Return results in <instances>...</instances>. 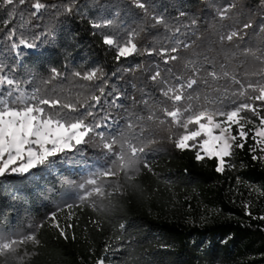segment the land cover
<instances>
[{
  "label": "trees",
  "instance_id": "trees-1",
  "mask_svg": "<svg viewBox=\"0 0 264 264\" xmlns=\"http://www.w3.org/2000/svg\"><path fill=\"white\" fill-rule=\"evenodd\" d=\"M101 1L41 0L57 7H46L37 16H32L35 0H26L11 18L0 11V73L15 78L28 91L55 90L82 100L88 90L82 97V81L73 72L99 68L104 80L88 84L93 89L96 85L104 88L95 120L104 123L109 117L110 123L114 122L100 130L107 133L118 125L117 130L134 135L138 139L133 142L140 143L141 130L146 138V128L160 113L159 107L171 106V101L162 98L159 81L141 73L143 57L117 60L116 50L104 43L112 30L93 27L106 16ZM200 4L201 0H163L161 11L164 17L174 19L181 12L192 13ZM66 6L72 11L66 12ZM105 6L111 16L113 8ZM12 29L13 40L18 42L23 36L37 48L21 46L17 55L9 39ZM164 34L179 35L170 29ZM53 67L62 75L49 80ZM169 75L173 81L175 74ZM29 80L31 83H26ZM252 129L253 125L247 124L248 135L238 141L243 147H235L220 172L216 170L217 158L198 161L196 149L147 146L139 157V172L128 174L133 179L129 181L120 172L105 188L106 193H113L109 197L113 207L107 211L92 207L90 202L77 203L70 216L62 209L76 200L67 196L65 181L80 178L84 157L95 154L88 145L67 159L58 158L35 179L19 175L0 178V226L13 231L30 219L44 220L36 232L39 243L32 246L23 264H264V219H260L264 216V160L252 139ZM233 132L238 133L236 127ZM53 211L60 228L47 219ZM201 211L207 218H200ZM0 264L17 261L11 256L0 257Z\"/></svg>",
  "mask_w": 264,
  "mask_h": 264
},
{
  "label": "snow or ice",
  "instance_id": "snow-or-ice-1",
  "mask_svg": "<svg viewBox=\"0 0 264 264\" xmlns=\"http://www.w3.org/2000/svg\"><path fill=\"white\" fill-rule=\"evenodd\" d=\"M261 2L264 4V0ZM25 3L26 0H0V11H6L11 18L16 15L19 6ZM135 6L141 9L145 8L144 3L139 2V0H135ZM31 7L35 10L32 16H37L46 7L56 8L57 5L49 6L42 3L41 0H35ZM232 7L233 5L229 4L221 8L218 13L219 18L226 19ZM64 10L71 12L72 8L66 6ZM179 15L184 16L185 13L181 12ZM153 19L155 25L168 27L163 15L155 16ZM191 23L195 25L196 21L193 20ZM111 24L112 20L108 19L102 23H93V27H108ZM250 27L252 25L249 22L245 23L242 29L230 30L219 37L220 42L231 43L241 39L242 34H246L244 30ZM180 32V27L174 28V33ZM14 35L15 29L10 30L9 39L12 40V49L16 51L17 55L20 54L21 46L33 50L37 48L34 41L30 42L23 36L18 42L13 40ZM41 35L45 34L41 33ZM135 35V32H129L123 41L106 35L104 43L115 47L116 59L119 60L122 57L126 58L137 53ZM36 39H39V36ZM181 47L188 48L190 45L180 43L170 48H160L159 50L151 48L145 51L148 55H158L162 62L167 65L171 61L179 59L176 54ZM50 73L49 80L62 75L54 67L50 69ZM198 74L199 69H195L192 77L187 80L177 77L178 83L161 89L162 96L171 101V108L162 109L163 115L170 117L171 123L183 129V132L179 133L173 141L175 147L180 150L198 149L195 152V158L198 161L205 157L217 158L216 170L220 172L225 166V157L231 156L233 147H243V144L235 143L237 137L231 134V129L235 126L239 130V136L245 138L248 135L244 131L245 124H252V139L256 145L260 146L259 150L264 152V115L260 114L254 103L255 101L264 102V83L248 82L245 85L241 80L232 77V82L239 85V89L232 93L235 98L231 101V108L228 110H209L207 108L194 110L190 103L187 106H182L181 102L186 99L191 101L192 97L186 96L185 91L192 89L198 83ZM72 75L88 82L104 80V74L99 68L84 73L76 71ZM228 75L226 71L223 72L224 77H228ZM260 75L264 76V73ZM207 76L211 77L212 80L220 78L216 71L208 72ZM150 79L153 82L165 83L161 79L159 70L155 71ZM48 82L44 81L45 84ZM203 82L207 84V78H203ZM26 83H31V80ZM5 86H7V90H5ZM81 87L85 86L81 85ZM87 90L88 95L82 100L79 96L73 99L70 96L57 94L55 90L44 92L40 88H34L29 92L23 90L20 87V82L15 78L0 73V178L19 175L31 176L35 179L42 172L48 171L54 166L58 158L67 159L69 154L82 151L96 138L98 140L96 146L103 152L106 163L101 167L90 169L82 182L74 185L77 189L76 200L72 203H65L64 207L71 209L77 203L83 205L86 202H90L94 208L98 207L105 211L113 207L112 201L109 199L113 193H106L105 191L109 184L107 178L124 172L126 178L131 181L133 177L128 174L139 172L140 155L145 152L148 144L156 143V141L148 140L145 143L141 140L140 143H134L131 140H125L121 142L115 136L109 138L103 132L97 131L99 128L110 126L109 117L104 118V123L95 121V112L104 95V88L96 85L94 89L88 88ZM249 90L251 93L258 94L251 95ZM96 91L100 94L96 95ZM244 97L247 99H242ZM116 99L118 100L119 96ZM245 112H250L253 117H256L259 125L256 126L251 118L245 116ZM154 116L155 113L150 115L148 119L153 120ZM164 123L165 120H159L160 125ZM128 126L129 128L133 127L131 123ZM190 126L193 127L190 128ZM117 145H119V150H117ZM257 158L256 156L253 157V159ZM144 167L149 168V165L145 163ZM116 188L118 191L119 185ZM47 219L53 221L55 227L60 228L59 223L56 222V211L49 213ZM260 219H264V216ZM43 226V223L28 225L32 231L25 233H0V257L11 256L17 261V264H23L24 257L28 253L25 251L24 256H21L19 254L21 248L29 243L38 244L36 231ZM60 234L62 236L65 234L63 229H61Z\"/></svg>",
  "mask_w": 264,
  "mask_h": 264
},
{
  "label": "rangeland",
  "instance_id": "rangeland-1",
  "mask_svg": "<svg viewBox=\"0 0 264 264\" xmlns=\"http://www.w3.org/2000/svg\"><path fill=\"white\" fill-rule=\"evenodd\" d=\"M104 1L105 3L102 4ZM162 1L163 0H139V2L145 5V8L141 9L135 6V0H103L100 4L102 8L106 10V16L103 17L102 22L108 19L112 20V24L106 28L112 30L111 37L120 41L126 39L129 32H135V42L138 51L126 58L134 56L143 57L145 59V65L143 66L146 69L143 68V72L141 73L144 75L147 74L152 76L155 71L159 70L161 72V79L163 81L165 80V83H161V89L178 83L177 77L182 80H187L192 77L195 69H199V74L197 76L198 83L194 85L192 89H187L185 91V95H190L192 99L191 101L187 99L182 101V106H187V104L190 103L194 110L203 108L209 110H228L232 107V99L235 98L232 96V93L239 89V85L232 82V77L241 80L245 85L248 82L254 84L258 82L264 83V76L260 75L264 73V4H262L261 0H201L200 6L190 14L184 16L178 15L174 19L164 17L168 25L167 28L164 25H155L153 19L155 16L165 15V12L161 11ZM229 4L233 5V7L228 13V17L223 20L220 19L218 15L220 9ZM105 5H109L108 7L113 8V13L112 10H110L111 16L110 13L107 15L109 8L107 9ZM193 20L196 21L195 25L191 23ZM249 22L252 27L244 30L246 34H242L241 39L234 40L231 43L220 42L219 37L221 35H224L230 30L242 29V26ZM175 27L181 28V32L178 33L179 35L173 34L166 36L164 34V31L167 29L174 32ZM180 43H188L190 47H181L176 54L179 56V59L171 61L167 65L162 62L158 55H148L145 51L151 48L157 50L160 48H170ZM113 48L115 49V47ZM210 71H216L220 75V78L212 80L211 77L207 76V73ZM225 71L229 74L228 77L223 76V72ZM171 73L175 74L173 81L169 75ZM162 75L164 77H162ZM203 78H207V84L203 82ZM80 80L82 81V85L85 86L81 87L79 92L83 97L86 89L90 88L88 84H92V82ZM85 83H87V85H85ZM20 87L28 91L27 87L24 85ZM5 90H7V86H5ZM30 91L31 90H29V92ZM249 94L257 95L258 93H251V90H249ZM162 98L165 97L162 96ZM242 99L246 100L247 98L244 97ZM254 103L258 111H260V114L264 115V102L255 101ZM163 108L162 106L159 107L160 113L156 115V119L153 120L152 124L146 128L147 132L144 131L148 136L145 138V135H141L137 142H140L141 139L145 143L148 140H155L156 143L148 144L147 146L156 147L160 150L177 149L173 141L177 138L179 133L183 132V129L171 123L170 117H165L163 115ZM168 108H171V106H168ZM244 115L252 120H257L250 112H245ZM160 119L165 120L163 125L159 124ZM95 121L101 123L99 120ZM111 123L114 122L111 121ZM255 125H259L258 120ZM246 126L247 124H245L244 127L245 132ZM114 127L112 131L107 133L100 130L101 128L97 129V131L103 132L104 135L109 138L115 136L121 142L125 140H131L133 142L138 139H134V135L126 136L125 132L117 130L116 127L118 128V125H114ZM191 127L193 126H190V128ZM234 127L235 126L231 129V134L237 137L235 143L241 144L238 141L244 138L239 136L238 129V133L234 134ZM114 132L116 133L113 134ZM97 143L98 140L94 138L93 141L88 144L95 154L86 155L84 157V162L79 168L81 171L80 178L75 181H65L68 186V197L76 199L75 194L77 189L74 185L81 183L90 169L105 165V157L103 152L96 146ZM257 146L260 149V146ZM116 147L117 150H119V145ZM234 149L235 146L232 151ZM261 156L264 160V152H261ZM226 164L227 162L225 161L223 170ZM117 176L107 178L109 184L111 180ZM258 187L259 186L255 184L253 186V188L257 190L259 189ZM62 209L69 216L73 214L72 208L68 209L62 207ZM196 215L197 214H195L194 217H196ZM207 216L205 211H201V219H205ZM43 221V219H30L23 227L13 231L0 226V233L13 234L30 232L32 229L28 228V225L41 224ZM52 223L54 224V222ZM32 246L33 244L29 243L22 247L19 254L24 256L26 251L28 255L24 258L29 257Z\"/></svg>",
  "mask_w": 264,
  "mask_h": 264
}]
</instances>
